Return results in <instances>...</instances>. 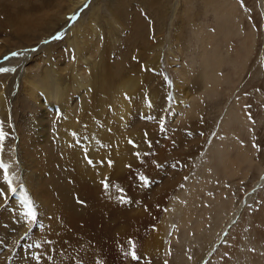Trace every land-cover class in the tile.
<instances>
[{
	"label": "rangeland",
	"instance_id": "rangeland-1",
	"mask_svg": "<svg viewBox=\"0 0 264 264\" xmlns=\"http://www.w3.org/2000/svg\"><path fill=\"white\" fill-rule=\"evenodd\" d=\"M230 1L234 5V14L231 23L224 24L221 15H217L212 7L206 11L201 0H0V67L15 69L0 74V123L6 133L0 160L10 166L11 187L16 189L13 193L7 186L3 169H0V192H3L0 195V222L19 220L22 227L18 232L30 226L18 238L14 237L15 233L8 235H13L7 246L12 251L10 259L21 250L25 259H29V251L36 248L43 228L41 207L44 196L49 199V191L42 172L36 176L35 183L34 171L23 153L28 141L23 137L20 141L18 132L27 128L37 130L38 124L47 118L43 119L46 108L34 103L33 96H28L34 86L24 87V84L31 80L36 82L47 63L52 62L69 82L72 79L68 75L74 65H78L88 77L93 66L99 69L111 66L109 73L116 82L125 75L138 78L140 91H127L123 95L130 103L126 124L121 127L117 118H114L116 122L108 121L120 129L122 153L135 151V161L139 159L137 164L130 162L123 168L131 174L129 178L138 184L144 179L141 182L145 184V190L149 189L144 195L147 198L167 193L163 205L157 207V219L154 217L151 226H146L142 237L133 235L128 239L130 243L125 239L127 236L115 242L106 240L108 242L103 241L102 246L97 242L91 245L88 241L85 246L91 245L95 249L88 255L95 261L84 256L87 253H71L76 258L65 256V259L73 260L72 264H81L84 258L88 259V264H264V183L259 184L264 179V0ZM38 8L50 12L43 19L47 23L50 17H66L65 23L70 26L59 39L47 44L51 46L49 50L39 44L43 42L39 39L40 33L28 31L24 36L18 35L12 24H8L12 22L9 18L15 16V22L19 20L21 23L28 14H37ZM5 10L10 14L6 16ZM186 11L194 21L188 19L193 23L191 27L194 23L195 27L202 26L199 39L196 34L193 36L191 27L184 31L180 28L181 15L185 17ZM94 12L96 16L100 15L99 25L92 16ZM137 14L145 22L142 40L137 38L139 41L133 38V19ZM113 24L119 28L115 29ZM17 26L19 23L14 27ZM228 30L233 35L226 39ZM76 37L92 67L76 57L70 45V38ZM25 39L27 41L22 42ZM204 51L210 55L216 53L225 62L216 70L221 82H215L212 88L199 93H184L190 84L200 85L196 81L191 83L192 79L200 80V73L192 71L194 77L190 79L185 70L193 64L191 60L195 62L193 67L198 66L200 54ZM14 52L22 55L13 56ZM88 97L91 98V92ZM108 116L107 111L106 117L110 118ZM134 122L142 125L135 128ZM180 129L183 136L186 135L181 136L184 140L180 137V150L171 151L175 159L168 158L161 167V160L157 161L159 169L156 170L161 175L154 180V174L148 168L160 150L156 154L153 151L163 141L177 143L178 137L171 136L170 132L175 131L177 135ZM140 157H146V160L142 162ZM36 158L44 159V151ZM21 164L26 168L25 174ZM141 172L145 175L142 176ZM107 174L109 178L112 173ZM24 176L27 187L23 183ZM116 181L119 187L115 188H119L117 191L123 197V204L129 206L135 197L121 180ZM66 182L72 189V182L69 179ZM179 198H183L187 206L180 216L176 212L180 204L174 209L170 206ZM26 201H30L36 211L35 222L25 216ZM11 204L18 213L12 211ZM75 204L89 210V215L94 218V197L90 199L86 193L76 194L68 201L72 207ZM137 208L144 211L141 206ZM113 210L112 207L109 216ZM11 213L14 215L9 217ZM157 228H163V232ZM157 230L162 234L153 238L152 245L146 246L148 238ZM54 243L61 256L62 249L58 248L61 244ZM133 251L138 260L130 255ZM43 264L48 263L44 260Z\"/></svg>",
	"mask_w": 264,
	"mask_h": 264
},
{
	"label": "bare ground",
	"instance_id": "bare-ground-1",
	"mask_svg": "<svg viewBox=\"0 0 264 264\" xmlns=\"http://www.w3.org/2000/svg\"><path fill=\"white\" fill-rule=\"evenodd\" d=\"M80 1L85 2L86 0ZM201 1H204V4L206 5V11H209L208 8L212 7L211 9H213L217 15H221L224 24L231 23L235 9L233 3L230 0ZM5 11V15L7 16L8 12L7 10ZM28 11L30 13V10ZM44 11L45 9L39 10L37 14L33 12L34 14L32 15L26 12L29 16H26L24 20H21V23L19 20L15 22L17 16L9 18L12 22L8 24H12V28L17 30L18 35L23 34L24 36L26 34L24 32L28 31H32L38 35L40 33L41 36H39V39L43 40V42H40L39 44H41L43 49L45 48L49 50L51 46L47 44L54 41V37L61 36L69 29L70 26L68 25V22L65 23L66 17L55 19L50 17L49 23H47L46 19H43L44 16L48 15L50 12ZM124 11L125 10H123V12ZM187 12L188 11H186L185 17H183L184 15H181L182 24L180 25V28H182V31H184L187 27H191L193 24L191 21H188V19L192 20V16L187 15ZM95 13L96 12H94L92 16L93 18L97 19L96 23L99 25L101 24V20L99 19L100 15L96 16ZM9 14L10 13H8V15ZM133 20L135 34L133 38L142 40L145 22L139 14H137L136 18ZM13 22H15V24L19 23V26L14 27L15 24H13ZM189 22L191 24L186 26V24ZM114 23H117L116 19ZM113 25L115 29L118 27V25ZM9 27L8 29H10ZM201 27V25L195 27V23L194 26L191 27L193 29L192 34L194 37V34H196L197 39H199V30ZM114 28L112 29L114 30ZM99 30H101L100 33L103 32L101 28H99ZM232 35L233 34L231 31L228 30L226 32V39ZM25 41H27V39L23 40L22 42ZM70 45L75 50L76 57H80V60H83L88 66L92 65L90 60L85 58L83 46L77 37L73 40L70 38ZM32 52L33 51H31L28 56ZM199 58V67H193L195 62L191 60L193 64H190L189 69L185 70V72L190 77V79L194 77V75H191L192 71L194 73L199 72L200 80L192 79L191 83H193V81L200 82L202 87L198 84L200 87L199 89L197 83H193L192 85L194 86H191L190 84L183 91L184 93H199L200 91L207 90L208 87L212 88L213 83L221 82V78L217 76L216 70L222 65V63H225L223 59L216 53L214 55H210L208 51L202 52ZM119 65L121 66V64ZM110 68L111 66L99 69L98 67L93 66L91 74L88 77L87 74L81 72V69L78 65H74L68 75L72 79V81L69 82L66 77H63L56 65L50 62L47 63L43 74L37 78L36 82L31 80V82L24 84V87L34 86L33 89L30 90L28 96H33L35 98L33 100L34 103L43 105L46 108L43 119H45L46 116L47 118L38 124L37 130L27 128L21 132H18L20 136L19 140L21 141V137L27 139V149L23 150L25 160L26 162H30L32 166L34 171L32 177H34L35 183H37L36 176L39 177L40 172H42L44 175L45 184L49 191V199L44 196L45 202L42 207L40 206L42 211L41 220H43V228L39 234V241L36 242L37 245H40V247H36L33 251H29V259H25L23 254H21L22 250L19 251L16 256H13L12 259H10L12 256V251L8 250L7 246L10 244L9 242H11L13 235L15 238H18L20 235H23L25 232H27V230L30 229V226H25L24 230L21 229L18 232V229L22 227L19 220L15 223L10 222L8 219L0 222V264H43L44 260L48 264H72L74 261L72 260L71 262L69 259H65V256H68L70 259L74 255H79L80 253H87V255L84 256H90L88 255V252H93L95 250L91 246L93 243L95 244V242H97V245L100 244L102 246L103 241L108 242L106 240H109L110 242L114 240L115 242L116 240L124 239V237L127 236L125 239L128 241L129 237L133 238V235H136V238L142 237L146 226H151L154 221V217L157 219L156 212L159 208V205H161V203L163 205L167 193L160 195L156 194L155 197L151 199L147 198L144 195L148 193L147 191L149 189L145 190V184L141 182L144 179L141 178L143 180H141L140 184H138L135 182V180L133 181V179L131 180L129 178L131 174L127 173L128 171H124L123 168L125 165H127V163L130 162L137 164L136 162H139V159L135 161L137 157V155L135 157V151H126L122 153L121 148L119 147L120 129L116 124L111 126L108 121V119H110L116 122L114 118H117L121 127L126 124L127 110L130 103L128 102V99H124L123 95L127 91L131 93L135 91L139 92L141 82L136 77L126 75L123 76L120 81L116 82L109 73ZM195 78L198 77L195 76ZM188 79L189 78L187 77V80ZM195 85L198 87L197 89L195 88ZM90 92L91 98L88 97ZM47 110L55 114L50 113ZM107 111L110 118L106 117ZM63 112L64 116L62 117L61 115ZM57 114H59L58 118ZM133 124L135 128L138 124L142 125L139 122L137 124L134 122ZM181 129V132L178 131L180 133L177 135L175 131L174 133L173 131L170 132L172 134L171 136L178 137L177 143L172 142V140H169L168 142L163 141V143L161 142L159 146L155 148V151H153V153L156 154V152L158 153L160 150L158 155L155 157V162L150 163L148 168V171L151 174H154L152 175L154 180H156V178L161 175L156 170L159 169V167L156 166L157 161L161 160L159 166L162 164L164 165V161H168V158L172 157L171 159H175L173 156H171L172 152L180 150V137L183 136V130ZM110 132L112 133L110 134ZM183 138L181 137V139ZM144 143L145 142L142 144ZM42 151L45 153V158L37 159L36 157H38L39 153ZM140 153L145 155L142 151ZM140 159L143 162L146 160V157L145 159L140 157ZM89 161H92V163H89ZM109 161L112 162L111 166L108 164ZM21 167L23 174H25L26 168L23 166V164H21ZM107 172L112 173L110 174V179L106 177V175H108ZM141 174L143 176L144 173L141 172ZM66 179H69L70 182H72V189L71 185L67 184ZM116 180H121V183L127 186L131 195L135 197V200L131 203L132 205L130 204L127 206V204H123V197H121V193L117 191L119 188H115L118 186L115 184L117 183ZM263 180L264 179H262L259 184L264 183ZM23 183L27 187L28 181L25 176L23 177ZM104 183H107V189H105ZM83 193H86L88 198L91 199V197H94L95 199V212L93 214L94 218L89 215V210L83 209L77 204H75L73 207L68 205L70 197ZM10 197L12 198L13 196L11 195ZM42 198L43 196H41V199ZM84 199L86 198H83V200ZM176 204H180V206L176 209L178 216H180L182 211H184L187 206L185 205L183 198H179L175 203L173 202V204L170 205L172 209H174ZM137 206H141L144 211L138 210L140 208H137ZM112 207L114 210L112 215L109 216L108 212L112 209ZM11 209L12 211L18 213V210L14 204H11ZM13 215L14 214L11 213L9 217ZM20 215H22V213ZM168 217L170 218V213ZM189 218L192 219V215H189ZM167 228H170L169 220ZM157 229L160 230V228ZM161 230L163 232V228H161ZM160 231L153 232L152 236L148 238L146 246L153 244V238H157L162 234ZM11 233L15 234L8 236ZM54 241H57L59 243L58 245H64L62 246L63 248L61 246L58 247L62 249L60 251L62 253L61 256H59L57 253V246ZM88 241L91 245H87L86 247L85 245L88 244ZM128 242L130 243V241ZM133 242L135 243V241ZM21 243L20 245H22ZM125 244L123 246H125ZM128 246L129 245H127V247ZM104 249L105 248H103V250ZM54 251L56 255L54 254L53 256ZM71 253L74 255L71 256ZM149 255L151 256L152 254L150 253ZM78 257L79 256H77V258ZM75 258L73 257V259ZM92 259L94 260V258ZM81 260L84 262L81 264H88L86 261L88 259L85 260L84 258ZM98 260H100V258Z\"/></svg>",
	"mask_w": 264,
	"mask_h": 264
},
{
	"label": "snow or ice",
	"instance_id": "snow-or-ice-1",
	"mask_svg": "<svg viewBox=\"0 0 264 264\" xmlns=\"http://www.w3.org/2000/svg\"><path fill=\"white\" fill-rule=\"evenodd\" d=\"M60 37H54V39H59ZM13 56H20L22 55V53L20 52H14L12 53ZM15 69L14 68H6V67H0V74H4V73H8V72H14ZM6 139V133L4 132L3 129V124L0 123V153H2L4 151V146H3V142ZM129 143H132V141H129ZM135 147V145H133ZM89 163H92V161H89ZM109 166H111L112 162L109 161L108 162ZM9 165L4 163L3 160H0V169H3V176L5 179V182L7 184V186L9 188H11L12 192L14 193L16 191L15 188H12V179L9 176ZM145 183H147V181H145ZM104 187L105 189L108 188L107 183H104ZM0 195H3V192H0ZM26 207H27V212L25 213V216L27 218H29L32 222H35L37 220V214L36 211L33 209L32 204L30 201H26ZM36 247H40V245H36ZM130 255L132 256V258L134 260H138L139 257L136 255L135 251L131 252ZM39 259V258H37Z\"/></svg>",
	"mask_w": 264,
	"mask_h": 264
}]
</instances>
